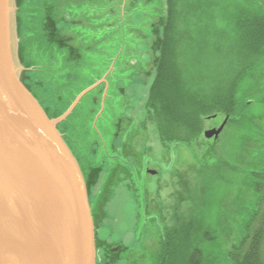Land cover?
Segmentation results:
<instances>
[{"label":"trees","instance_id":"16d2710c","mask_svg":"<svg viewBox=\"0 0 264 264\" xmlns=\"http://www.w3.org/2000/svg\"><path fill=\"white\" fill-rule=\"evenodd\" d=\"M56 1H47L51 8H45V16L39 22V31L45 32L50 41L47 47L41 38V42L36 43L35 34L24 26L26 0H16L19 44L23 45L24 36L29 52L63 54L61 57L65 61L63 72L59 74V68L54 69L60 62L49 63L50 75L56 77L46 75L32 79L26 86L49 119L62 116L80 92L99 81L92 80L83 88L79 86L74 94L75 90L68 91L69 86L76 88L80 81L78 70L85 63L81 62L78 49L70 44L69 31L58 27L60 19L52 9ZM218 1L199 0V8L195 6L191 12L197 14L201 9L202 19L206 20V15L207 21L217 26L218 38L212 40L203 34L200 42L193 43L187 28L184 0H165V13L158 16L157 25L152 26L150 33L153 39L147 64L153 70V77L145 86L147 94L142 107L138 112L132 109L133 118H143L140 128L145 130L147 122L155 127L163 157L167 155L163 158L165 161L161 158L159 162L168 165L171 168L168 172L175 176L179 172L176 168L179 155L188 153V168L196 182L193 192L190 181L178 177L172 227L166 225L161 211L154 214L143 208L144 214L149 215V218L145 217L149 232L150 228L155 231L159 227L156 264H182L183 261L184 264H214L217 258L214 242L217 238L229 241L232 237L236 238V244L226 253L229 264H264V99L259 97L264 88V0ZM47 10L52 12L46 13ZM208 30L211 27L205 26L204 32L208 33ZM210 41H218L214 44L213 54L205 50ZM196 44L204 46L202 53L201 49H192ZM24 54L19 45V59L27 66L30 60L26 62ZM63 88H67V96L60 95ZM120 90L123 93V89ZM93 93L85 96L72 115L58 127L62 133L65 129L69 131L63 140L69 150L75 151L76 161L91 191L95 188L90 198L94 200L93 204L96 202L95 227L100 228L106 220L105 205L117 187L126 186L134 203L140 207L149 197L147 188L137 185L138 178L133 172L135 161L140 155H146L147 148L142 154L136 150L135 146L139 144L136 141L142 133L136 126L134 128V119H125L123 113L119 115L114 105H109L107 119L108 122L115 119V124L110 128L101 125L100 129L93 126L94 113L90 111L92 101L89 98ZM82 107L87 108L88 113L79 114ZM226 118L220 136L211 140L212 143L205 141L206 124H217L221 119L222 124ZM104 120L102 113L97 122L103 124ZM127 128L129 135L124 138L123 132ZM83 133L85 139L79 137ZM86 135L100 141V160H89L88 142L91 141ZM107 135L112 136L113 141L119 140L121 146L115 147L111 141L108 147L104 140ZM70 137L74 138L73 142ZM131 151L137 155L133 157L132 166L127 160ZM226 199L230 203L222 206ZM211 204L218 205L215 223H210L207 214ZM181 206L189 207L186 217L178 210ZM97 244L103 248L107 245L103 241Z\"/></svg>","mask_w":264,"mask_h":264},{"label":"rangeland","instance_id":"374dc122","mask_svg":"<svg viewBox=\"0 0 264 264\" xmlns=\"http://www.w3.org/2000/svg\"><path fill=\"white\" fill-rule=\"evenodd\" d=\"M28 1H30V4H28ZM47 1L48 0H26V11L24 12L23 20L25 28L30 31L32 30L31 34H35L36 43L41 42L39 41V38H41L48 47L50 46L49 38H47L45 32L39 31V22L45 16V8H51V5L47 3ZM220 1L223 2L226 0H219L218 3ZM198 2L199 0H184V4L186 5L184 13L189 23L187 28L192 35L193 43L200 42L203 39V34L210 36L212 40L217 39L218 34L215 33L217 26L208 22L206 15V20L202 19L203 12L201 9L200 13L191 14V12L195 10L193 7L198 6ZM52 9L55 10L54 15L60 19L58 27H64L69 31V36L71 38L70 44L72 47L78 49L81 62L85 63V66L78 70L80 81L76 84V88L79 86L81 88L86 87L92 80L96 79L99 81L95 84L101 82L95 88V91H91V93L94 92L93 95L89 96V98H91L90 101H92L90 104V111L94 113L93 126L96 127L97 125L100 129L101 122H97V119L101 117L102 113L104 119L109 118V105H114L113 107H116L119 115L123 113L125 119H134V128L136 126L137 131L142 133L141 137L136 141V144L139 143L135 146L136 150L142 154L144 153V148H147L145 152L146 155H140L139 160L135 161L134 168L136 170L133 172L138 178L136 181L137 185L139 187L144 185L145 190L147 188L149 197L145 200L143 206L140 207L134 203L132 195L128 192L126 186L122 185L114 189L107 201L108 203L105 205L106 220L102 222V227H95L96 229H94L96 264H110L107 256L111 245H108V243L112 244L113 248L115 242L120 243L124 249L123 252L119 254V259L121 261L119 264H156V245L158 243L156 232H158L159 227L157 229L155 228V231L150 228L149 232V227L145 225L148 221L145 217L149 218V215L144 214L143 208H145L146 211H152L154 214L158 210L159 212L161 211L162 215L165 217L164 222L166 225L172 227L173 211L177 205L176 194L179 189L178 177H186V179L190 181L193 192H195L194 186L196 188L194 175L190 173L188 168L190 161L189 154L181 152L176 166L179 172L176 173L175 176H172V174L168 172V168L169 170H171V168L163 161L159 162L161 158L164 160L163 158H166L167 155L163 157L164 151L160 145L155 127L149 125L147 122L145 130H143L140 128L141 125L139 126L140 120L143 118L141 117L140 120L133 118L135 114L132 112V109L138 112L142 107L147 94L145 86L149 85L153 77V70L150 69V66L148 67L149 64H147L151 58L149 52L151 51L150 46L152 45L151 42L153 39L150 33L153 30L152 26L157 25L158 16L164 15L165 13V0H61V2L57 0L56 5L52 7ZM219 11L217 10V12ZM51 12L52 11L49 10L46 11V13ZM205 26L211 27L208 33L204 32ZM49 33L50 32H48V34ZM24 38L23 36L21 40V42L23 41V45H20L21 52L23 53L24 51L25 53L24 60L26 62L30 60L29 63H26L28 64L27 66L23 63V68L29 84L32 83V79H40L51 74L50 69L52 68L49 66V63L60 62V65L58 64V67H55L54 71H57L59 68L57 73L63 72L62 68L65 67V61L61 57L63 54L52 55L50 54L51 52L42 54L37 51L31 53L26 46L27 40H24ZM217 42L210 41L211 44L206 49L203 45L198 44L194 45L192 49H201V53L205 49L213 54L214 44ZM53 57L58 58H56V60ZM61 63L63 64L62 67H60ZM50 77L54 78L56 76L53 74L50 75ZM120 89H123V93H121ZM259 97L264 99V88L260 90ZM96 99L98 102H95ZM75 100L76 98L71 103ZM36 101L40 105L37 99ZM78 106H76V108ZM85 111L87 112V108L85 110L84 107H82L80 114L84 115ZM85 118L88 119L87 116H85ZM221 121L222 119L217 122V124L206 122L207 124L204 128V132L213 128H218L221 125ZM114 130H116L115 127ZM58 131L63 139L66 138L67 133H69L66 129L64 133H62L59 127ZM102 134L104 135V133ZM128 135L129 132L127 128L123 132V137L126 138ZM81 137L85 139L84 133ZM86 138H89L91 142H88L89 155L86 153V150H84L85 159L88 160L90 157L91 159L89 160L91 161L92 159L100 160V157H102V146L99 143L100 141L92 135H86ZM111 138L112 136H104V140L108 147H110L111 141L112 145L115 147L121 146L119 140L113 141V138ZM70 139L72 142L74 141V138L70 137ZM209 142L212 143L211 140H209ZM223 149V151H225V148ZM72 150L73 149H71V151ZM79 150L80 148L78 151ZM72 152L75 153L74 150ZM110 156L113 155L110 154ZM133 157H137V155H134L131 151L130 157H127L128 163L131 166L134 161ZM147 171H155L157 174L151 176L147 174ZM83 178L87 188L88 202H90L89 206L93 225H96L95 216L97 205L96 202L93 204V199L90 198L91 192H94L95 188L91 191L86 178L84 176ZM89 178L91 180L92 176L90 175ZM226 203L230 202H228L227 199L223 200L222 206ZM178 210L180 213L182 212L184 217L189 213V207L187 206H181ZM207 211L210 223H215L217 215H219L218 205L211 204L207 208ZM96 240L97 242L103 241L107 245L104 246V248L100 247L96 244ZM214 243V251L217 255L214 264H229L230 261L226 258V253L232 246H235L236 238L232 237L229 241H226L224 238H217V241ZM182 264H184V261Z\"/></svg>","mask_w":264,"mask_h":264},{"label":"water","instance_id":"95a60500","mask_svg":"<svg viewBox=\"0 0 264 264\" xmlns=\"http://www.w3.org/2000/svg\"><path fill=\"white\" fill-rule=\"evenodd\" d=\"M17 5L0 0V264H96L86 184L58 126L101 82L49 119L26 88ZM226 123L204 139L216 140Z\"/></svg>","mask_w":264,"mask_h":264},{"label":"flooded vegetation","instance_id":"af4514ba","mask_svg":"<svg viewBox=\"0 0 264 264\" xmlns=\"http://www.w3.org/2000/svg\"><path fill=\"white\" fill-rule=\"evenodd\" d=\"M94 229H96L95 225H94ZM96 244H97V240H96ZM108 245H111L109 249V254L107 256L109 259L108 262H110V264H119L121 262L119 259V254L123 252L122 250L123 247L120 245V243H116V242L113 248H112V244L108 243Z\"/></svg>","mask_w":264,"mask_h":264},{"label":"bare ground","instance_id":"6f19581e","mask_svg":"<svg viewBox=\"0 0 264 264\" xmlns=\"http://www.w3.org/2000/svg\"><path fill=\"white\" fill-rule=\"evenodd\" d=\"M68 88V91H73V90H75L74 92H72V94H74L75 92H77V88H75V87H67ZM66 88V89H67ZM65 88H63L61 91H60V95H62V96H67L66 94H65V90H66ZM88 89V88H87ZM86 90V89H85ZM84 90V91H85ZM83 98H85V97H83ZM80 114V113H79ZM115 124V121H113L112 119H110V122H108V119H105L104 120V123L103 124H101L102 126H104V127H106V128H110V127H112L113 125ZM81 139H83L81 136H79ZM70 152H71V154L73 155V157L75 158V160H77L76 159V156L77 155H75L76 153H73L71 150H70ZM81 170V169H80ZM82 172V171H81Z\"/></svg>","mask_w":264,"mask_h":264}]
</instances>
